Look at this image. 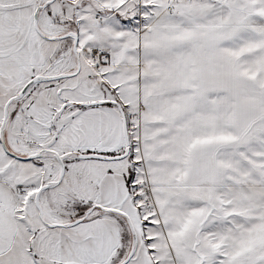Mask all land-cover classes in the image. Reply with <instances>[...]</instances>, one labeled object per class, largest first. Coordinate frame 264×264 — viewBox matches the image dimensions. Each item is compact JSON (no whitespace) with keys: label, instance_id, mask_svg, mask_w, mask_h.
Returning a JSON list of instances; mask_svg holds the SVG:
<instances>
[{"label":"snow or ice","instance_id":"snow-or-ice-1","mask_svg":"<svg viewBox=\"0 0 264 264\" xmlns=\"http://www.w3.org/2000/svg\"><path fill=\"white\" fill-rule=\"evenodd\" d=\"M0 264H264V0H0Z\"/></svg>","mask_w":264,"mask_h":264}]
</instances>
